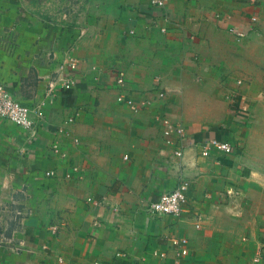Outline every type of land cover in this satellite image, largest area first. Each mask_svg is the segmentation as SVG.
I'll list each match as a JSON object with an SVG mask.
<instances>
[{"label":"crops","instance_id":"0c3cea01","mask_svg":"<svg viewBox=\"0 0 264 264\" xmlns=\"http://www.w3.org/2000/svg\"><path fill=\"white\" fill-rule=\"evenodd\" d=\"M149 2L0 0V83L45 115L35 136L0 116V264H264V0ZM182 182L180 215L147 211Z\"/></svg>","mask_w":264,"mask_h":264},{"label":"built area","instance_id":"2783aa9c","mask_svg":"<svg viewBox=\"0 0 264 264\" xmlns=\"http://www.w3.org/2000/svg\"><path fill=\"white\" fill-rule=\"evenodd\" d=\"M167 1L168 0H150L149 3H151L153 7L163 8ZM252 20L254 21L255 18H252ZM230 30L237 39H241L245 36V33L242 31ZM61 68H63V66ZM66 68L70 71L75 70L73 58H69ZM115 78L117 86L122 89L125 86L124 72L120 70L116 71ZM55 82L56 81L49 84L47 95L50 96L53 92ZM238 83L240 84V81H238ZM71 85L72 81L70 79H63L61 87L66 90L69 89ZM161 97H163V93H159V98ZM116 102L124 103L135 113L147 104L146 101H142L140 104L136 103L130 97H126L122 92L117 95ZM42 106L43 104L40 103L30 109L19 104V102L12 97L6 86L0 83V116L28 131L31 136H35L40 123L45 119ZM156 120L163 125V137L166 144H173V137L179 140L185 138L186 130L184 126L177 122H173L164 115L157 116ZM75 142H77V140H75ZM198 146L201 148V156L204 157L209 156L212 149L226 154L233 152V146L230 143L217 141L215 139H209L202 143H198ZM51 152L60 159L66 157V153L61 152L58 145H53ZM174 154L180 157L182 156V151L178 149ZM52 174V172L46 173L47 176H51ZM188 186L187 182H182L172 191L162 193L155 201L149 204L147 211L155 215H180L187 203ZM54 230L55 229H53V231ZM171 244L175 247V254L177 256H185L188 254L186 239H173ZM259 261V257H254L249 264H259Z\"/></svg>","mask_w":264,"mask_h":264},{"label":"rangeland","instance_id":"374dc122","mask_svg":"<svg viewBox=\"0 0 264 264\" xmlns=\"http://www.w3.org/2000/svg\"><path fill=\"white\" fill-rule=\"evenodd\" d=\"M264 58V57H263ZM186 74H187V72H186ZM188 74H190V73H188ZM191 75V74H190ZM193 75H195V74H193ZM192 76V75H191ZM185 86H187V88H188V92L186 93V96H185V99H183L184 101H185V103H186V106L187 107H189V109L190 110H195V106H194V103H195V101L194 100H192V99H189V95L192 93V91L194 92L195 90H193V89H195V88H198V87H200L198 84H193V83H191V84H186ZM190 87V88H189ZM192 88V89H191ZM204 88V85L202 86V88L201 89H203ZM191 89V90H190ZM188 93H189V95H188ZM182 100V99H181ZM184 101H181V107H183L182 105H183V102ZM192 110V111H193ZM188 120L189 119H192L193 117H186ZM178 123V122H177ZM180 125H184L183 123H179Z\"/></svg>","mask_w":264,"mask_h":264}]
</instances>
